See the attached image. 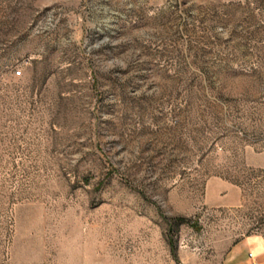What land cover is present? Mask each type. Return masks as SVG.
<instances>
[{
	"label": "rangeland",
	"instance_id": "rangeland-1",
	"mask_svg": "<svg viewBox=\"0 0 264 264\" xmlns=\"http://www.w3.org/2000/svg\"><path fill=\"white\" fill-rule=\"evenodd\" d=\"M238 243L264 264V0H0V264Z\"/></svg>",
	"mask_w": 264,
	"mask_h": 264
},
{
	"label": "crops",
	"instance_id": "crops-1",
	"mask_svg": "<svg viewBox=\"0 0 264 264\" xmlns=\"http://www.w3.org/2000/svg\"><path fill=\"white\" fill-rule=\"evenodd\" d=\"M247 246L245 243H238L229 250L227 258L222 260L221 264H248L249 252Z\"/></svg>",
	"mask_w": 264,
	"mask_h": 264
},
{
	"label": "built area",
	"instance_id": "built-area-1",
	"mask_svg": "<svg viewBox=\"0 0 264 264\" xmlns=\"http://www.w3.org/2000/svg\"><path fill=\"white\" fill-rule=\"evenodd\" d=\"M21 70L20 69H16V74H20Z\"/></svg>",
	"mask_w": 264,
	"mask_h": 264
}]
</instances>
